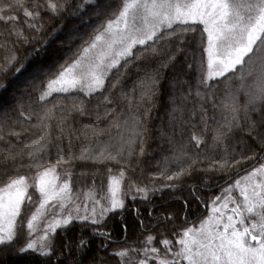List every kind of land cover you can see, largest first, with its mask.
<instances>
[{
	"label": "snow or ice",
	"instance_id": "6c2138e0",
	"mask_svg": "<svg viewBox=\"0 0 264 264\" xmlns=\"http://www.w3.org/2000/svg\"><path fill=\"white\" fill-rule=\"evenodd\" d=\"M55 40L63 59L45 66L37 57ZM9 75L24 79L13 87ZM165 84L168 154L145 183ZM10 88L0 264H85L95 239L88 264H108L100 252L116 264H264V0H0V90ZM197 119L202 131L185 139ZM214 182L220 193L205 200ZM183 184L207 215L190 219L188 199L180 213L150 207L147 221L135 207ZM126 213L142 238L129 241L126 223L122 240L112 235Z\"/></svg>",
	"mask_w": 264,
	"mask_h": 264
},
{
	"label": "trees",
	"instance_id": "16d2710c",
	"mask_svg": "<svg viewBox=\"0 0 264 264\" xmlns=\"http://www.w3.org/2000/svg\"><path fill=\"white\" fill-rule=\"evenodd\" d=\"M60 39H63V37H61ZM65 50L66 49L60 44V40H55L52 42L51 46L49 47V51L42 54L40 57H37V60L40 63L44 64L45 66L49 64H54L57 61H61L63 59V53ZM22 79H24V77H20L19 79H17L9 75L7 79L4 81V83L11 84L14 87L15 84L19 83V80ZM0 96L8 100L10 103L11 88L8 92H4L3 90H0ZM170 108L171 106L168 103V88H167V84H165L162 89L161 95L158 97L157 105L152 110V118L150 121L151 131L149 133L150 138L148 139L146 144V155L142 158L143 163L141 166L144 169L142 180L145 183L149 182V173L157 171V161L161 160L164 155L168 154L167 139L166 136L163 134L170 133L172 131V126L170 124V119H169ZM184 114L185 117H187L188 115L187 109L185 110ZM78 119L82 120L83 122H87V118L78 117ZM195 123L197 125L195 128L189 126L185 129L184 131L185 139L190 137L193 132L199 134L202 131V125L199 124L198 119L197 121H195ZM76 127L79 128L80 125L77 124ZM73 143L75 144L76 149H78L79 142L75 141L74 139ZM248 163L251 164L252 162L249 161ZM88 167L92 168L95 166L89 164ZM113 167L116 168L117 166L114 165ZM79 168L80 165H77L74 171L78 172ZM128 174L135 178L140 175L139 169H137L135 172L129 170ZM98 178L99 176L97 177V179ZM161 182L162 181L160 180L156 181L157 185ZM220 190L221 189L219 187V183L214 182L201 194L204 195L205 200H207L209 197L218 195V193H220ZM185 199H188L190 201L189 203L190 219H194L197 216H201V217L205 216V212H204L205 207L203 208V206L205 205L203 203L197 204L191 201L188 184H183L180 187L176 188L174 191L171 189H165L163 190V192H158L151 197L150 203L142 202L138 200L135 203V207L140 208L141 212L144 214L145 220L147 221V210L150 207L154 206L155 213H167V212L180 213L183 210V200ZM128 204L132 206V201L129 200ZM122 223L127 224L128 227L127 237L129 241H134L137 240L138 238H142L140 226L137 223V220L133 213H126L125 216L123 217V220H121L120 217H116L114 220L109 221L108 227L113 230L112 235L114 237H116L119 240L123 239V232L120 227ZM78 232H79L78 228L74 229L73 231L68 233V237L75 238ZM98 245H99V239L93 240L91 245V251L89 252L88 257L86 258L85 264H88V260H90L94 255H97ZM111 251L112 249L110 248L109 252ZM99 256L106 259L108 261V264H116V259L110 257L107 253L100 252ZM5 264H35V260L34 257L31 255H25V256L9 255L6 259Z\"/></svg>",
	"mask_w": 264,
	"mask_h": 264
},
{
	"label": "rangeland",
	"instance_id": "374dc122",
	"mask_svg": "<svg viewBox=\"0 0 264 264\" xmlns=\"http://www.w3.org/2000/svg\"><path fill=\"white\" fill-rule=\"evenodd\" d=\"M86 183H91V179L89 178L87 181H85ZM100 182V178H98L97 179V183H99ZM219 194V193H218ZM205 206H203V208H204ZM204 212H205V215H207V209H206V207H205V209H204Z\"/></svg>",
	"mask_w": 264,
	"mask_h": 264
}]
</instances>
